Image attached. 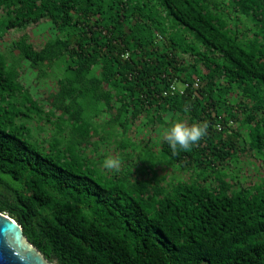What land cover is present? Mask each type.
I'll return each mask as SVG.
<instances>
[{
	"label": "trees",
	"instance_id": "trees-1",
	"mask_svg": "<svg viewBox=\"0 0 264 264\" xmlns=\"http://www.w3.org/2000/svg\"><path fill=\"white\" fill-rule=\"evenodd\" d=\"M42 19L38 46L7 37ZM178 120L209 124L178 155L115 140ZM106 141L119 171L92 156ZM0 211L54 264H264V0H0Z\"/></svg>",
	"mask_w": 264,
	"mask_h": 264
},
{
	"label": "rangeland",
	"instance_id": "rangeland-1",
	"mask_svg": "<svg viewBox=\"0 0 264 264\" xmlns=\"http://www.w3.org/2000/svg\"><path fill=\"white\" fill-rule=\"evenodd\" d=\"M49 28L46 25L45 20H40L39 22H34V23H30L25 29H10L6 34L7 37L9 38H17L19 36H21L22 34L26 33L28 35H30V38L32 40V42L34 43L35 46L39 45V37L42 36L45 33H53V31L49 32ZM186 58H189L188 55H185ZM96 69V68H95ZM93 69L91 70V72L88 73V75H90L91 73L97 74V71ZM98 70V69H97ZM59 71V70H58ZM19 80L21 82L24 83V85L26 87H30L32 90H34L35 94H33V97L36 98L37 100L42 101L43 99H46V97H44L46 94L47 96L49 94H51L52 92H55V90L57 89V83L56 80L53 78L52 75H50L47 79V82L45 84H42V82L46 81V79L41 81L42 86L39 85V82H37V70L32 69L30 67H26L24 72L19 76ZM178 85H181L182 82L181 80H177L176 82ZM46 85V86H45ZM29 88V89H30ZM107 119V114H105L104 112L100 113L96 118L93 117V123H99L101 124L100 127H98V131L99 132H103V133H112V130L107 128V127H102V124L105 122V120ZM233 126H238V122H233L232 123ZM154 129H150L149 127H146L144 124L140 123L137 121L135 124H133L131 127L128 128V132L124 133L121 130V127L117 128V132H118V136L115 138V140L117 139H126L128 137V140L130 141V145H128L125 148V151H129V149H133L135 148L136 151H138L140 154V157H145V155H147V153H151V154H158L159 153V144L158 142H160L162 139H164V134L165 131L167 130L162 124H155ZM242 133H246V128L243 127L241 129ZM114 137L111 138V140ZM138 141V143H137ZM113 142L114 139H113ZM107 144L101 143L102 145H100L97 150L96 153H93V157H98L99 161L98 165H103L104 161L112 156L113 158H115L116 155H118L120 152H122L123 150H121L119 153H115L117 151H113L114 148V144L108 145V141H106ZM90 150V148H87V150L85 151V154L88 153V151ZM89 153H92V151H90ZM147 157V156H146ZM250 160L251 157L248 155H243L239 164L242 165V169L245 168L247 169V171L250 173L252 166L250 165ZM157 169L155 170V174L157 176H161L162 174L167 175V178H170L171 176H180V178H183L184 180L186 178L189 177L190 172H178L177 170H175L173 167H171L170 165L163 163H158L157 165Z\"/></svg>",
	"mask_w": 264,
	"mask_h": 264
},
{
	"label": "water",
	"instance_id": "water-1",
	"mask_svg": "<svg viewBox=\"0 0 264 264\" xmlns=\"http://www.w3.org/2000/svg\"><path fill=\"white\" fill-rule=\"evenodd\" d=\"M0 264H54L25 235L19 222L0 211Z\"/></svg>",
	"mask_w": 264,
	"mask_h": 264
},
{
	"label": "clouds",
	"instance_id": "clouds-1",
	"mask_svg": "<svg viewBox=\"0 0 264 264\" xmlns=\"http://www.w3.org/2000/svg\"><path fill=\"white\" fill-rule=\"evenodd\" d=\"M188 109L185 108V111ZM209 124L197 122L191 125L183 121H176L165 131L164 139L169 144L172 154L178 155L180 150L189 151L192 146L197 144L208 133ZM120 160L118 158L108 157L104 161V167L109 170L119 171Z\"/></svg>",
	"mask_w": 264,
	"mask_h": 264
},
{
	"label": "built area",
	"instance_id": "built-area-1",
	"mask_svg": "<svg viewBox=\"0 0 264 264\" xmlns=\"http://www.w3.org/2000/svg\"><path fill=\"white\" fill-rule=\"evenodd\" d=\"M124 57H128V51H125L123 54H122ZM177 80H174L170 83L169 87L164 90V94H168V93H173L175 91H179L180 93L184 92V90L186 88H197L199 87V84H200V80L198 77H196L194 80L191 81V83L189 81H186V80H181L182 84L181 85H178L177 83ZM220 128V126H219Z\"/></svg>",
	"mask_w": 264,
	"mask_h": 264
}]
</instances>
